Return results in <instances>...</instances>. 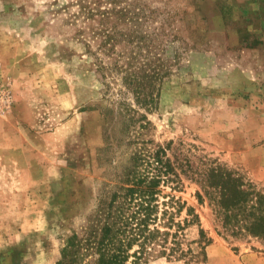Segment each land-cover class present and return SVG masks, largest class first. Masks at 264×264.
I'll return each mask as SVG.
<instances>
[{"label":"rangeland","instance_id":"374dc122","mask_svg":"<svg viewBox=\"0 0 264 264\" xmlns=\"http://www.w3.org/2000/svg\"><path fill=\"white\" fill-rule=\"evenodd\" d=\"M170 142L183 186L160 195L196 208L205 264H264L196 196L212 160L264 190V0H0V264L63 260Z\"/></svg>","mask_w":264,"mask_h":264},{"label":"trees","instance_id":"16d2710c","mask_svg":"<svg viewBox=\"0 0 264 264\" xmlns=\"http://www.w3.org/2000/svg\"><path fill=\"white\" fill-rule=\"evenodd\" d=\"M170 145L133 152L134 165L125 178L128 186L108 203L100 199L84 230L69 236L63 260L56 264H68V253L69 264H150L158 257L206 263L210 238L196 208L176 194L160 195L161 184L174 183L175 190L183 186L167 155ZM209 163L201 173L203 192L198 190L196 196L199 201L206 196L213 206L219 233L264 242V190L215 160ZM141 164L147 166L146 172L135 169Z\"/></svg>","mask_w":264,"mask_h":264}]
</instances>
